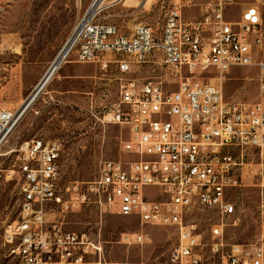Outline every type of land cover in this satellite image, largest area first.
<instances>
[{"label": "built area", "instance_id": "obj_1", "mask_svg": "<svg viewBox=\"0 0 264 264\" xmlns=\"http://www.w3.org/2000/svg\"><path fill=\"white\" fill-rule=\"evenodd\" d=\"M12 1L0 0V26ZM98 1H90L52 64L66 50L64 62L72 57L113 76L118 98L106 111L102 107L101 123L119 122L128 138L121 141L120 158L103 163L94 182L66 188V201L60 143L40 137L22 142L15 150L22 201L16 221L1 236L7 255L20 264H101L102 247L93 234L65 232L48 218L52 207L66 202L72 211L94 205L101 213L135 217L141 226L176 227L167 261L139 264H264L261 166L254 242L228 243L224 236L227 226L241 222L237 191L246 157L264 158V61L255 62L264 39V3L245 6L235 21L230 20L234 0H210L196 19H185L184 6L174 4L161 29L140 23L125 35L100 19L105 8L125 0L95 7ZM254 65L257 104L224 102L221 88L201 79L204 73L223 77ZM135 70L150 75L126 78ZM154 74H164V82H154ZM22 107L0 109V151L25 114ZM196 207L218 215L208 244H202L197 225L186 222ZM145 242L143 233L132 236L134 244Z\"/></svg>", "mask_w": 264, "mask_h": 264}, {"label": "rangeland", "instance_id": "obj_2", "mask_svg": "<svg viewBox=\"0 0 264 264\" xmlns=\"http://www.w3.org/2000/svg\"><path fill=\"white\" fill-rule=\"evenodd\" d=\"M91 0H13L0 26V109L16 110L30 96L57 54L64 47L75 25ZM210 0H153L140 3L125 0L100 13L103 22L116 25L129 35L134 26L148 24L161 29L166 11L174 4L184 6L185 19H196L199 7ZM256 0H234L231 21ZM110 0H106V6ZM264 3V0H262ZM264 61V39L255 54V62ZM71 66L76 79L51 80L25 112L21 121L0 151V264H20L7 255L1 241L3 230L16 221L22 197L19 192V145L33 138L58 141L61 145L60 188L63 194L73 183H90L99 177L103 163L120 158L121 141L126 140L124 126L104 124L102 107L109 109L118 98V82L103 76L98 66L76 63ZM88 75V76H86ZM150 75L135 70L126 76L131 80ZM256 66L233 69L225 76L204 73L201 79L222 90L223 101L259 103ZM264 109V104H263ZM101 113V114H100ZM264 172V158L259 153L246 157L242 188L237 191L242 212L237 227L224 229L226 242L252 244L257 234V208L260 193L257 174ZM66 201L67 196L64 194ZM51 220L65 232L93 234L103 251L101 264H139L166 262L174 247L176 227L141 226L135 217L101 213L94 205L72 211L64 202L49 211ZM218 215L212 210L193 208L186 222L197 225L202 244H208L210 229ZM143 233L149 242L132 243V236ZM127 236L128 240L123 241ZM206 246L202 251H206Z\"/></svg>", "mask_w": 264, "mask_h": 264}, {"label": "bare ground", "instance_id": "obj_3", "mask_svg": "<svg viewBox=\"0 0 264 264\" xmlns=\"http://www.w3.org/2000/svg\"><path fill=\"white\" fill-rule=\"evenodd\" d=\"M105 1H106V0H99V1L97 2V4L95 5V7L103 6L104 3H105ZM142 3H145V2H142ZM65 54H66V50L63 51V52L60 54V56L58 57V59L56 60V62L54 63V65H52V66L50 65L51 68H50V70L48 71V73H47V75H46L44 81L42 82V83H44L43 87H42L41 90L37 93V95H36L35 97L31 96V97L29 98L28 102L31 100V102L29 103V106L31 105V103L34 102V100H35V99L38 97V95L42 92V90L44 89V87L49 83V81L51 80V78L54 76V74H55V72H56L58 66H60V64H61L62 62H64L63 59H64V57H65ZM48 69H49V68H48ZM46 72H47V71H46ZM154 82H164V74H154ZM39 87H40V86H39ZM39 87L36 89V91L39 89ZM36 91H35V92H36ZM35 92H34V93H35ZM23 105H25V104H23ZM29 106L25 109V111L29 108ZM22 108H24V106H23ZM24 113H25V112H24ZM112 124H114V125H119V122H112ZM11 133H12V132H9V133H8V138H9V136L11 135ZM126 240H128V238H127V236H124V237H123V241L125 242ZM125 243H126V242H125Z\"/></svg>", "mask_w": 264, "mask_h": 264}, {"label": "crops", "instance_id": "obj_4", "mask_svg": "<svg viewBox=\"0 0 264 264\" xmlns=\"http://www.w3.org/2000/svg\"><path fill=\"white\" fill-rule=\"evenodd\" d=\"M74 62H72V61H66V62H62L61 64H60V66H58V68H57V70H56V72H55V74H54V76L51 78V80H53V78H57V79H67V78H71V79H76L77 77H79L77 74H74V71H73V69H71V66H69V65H71V64H73ZM51 64H52V62H51ZM51 64H49V65H51ZM50 67V66H49ZM86 76H88V75H86ZM50 80V81H51ZM49 81V82H50ZM47 86V85H46ZM36 100V99H35ZM34 100V101H35ZM25 103V102H24ZM23 103V104H24ZM23 104H21V106L23 105ZM33 103H31V105H32ZM30 105V106H31ZM21 106H19L18 108H20ZM30 106H29V108H30ZM17 108V109H18ZM28 108V109H29ZM27 109V110H28ZM26 110V111H27ZM25 111V112H26Z\"/></svg>", "mask_w": 264, "mask_h": 264}, {"label": "water", "instance_id": "obj_5", "mask_svg": "<svg viewBox=\"0 0 264 264\" xmlns=\"http://www.w3.org/2000/svg\"><path fill=\"white\" fill-rule=\"evenodd\" d=\"M52 65H54V63L52 64ZM51 65V66H52ZM51 66L49 67V69L47 70V72L44 74V76L42 77V79L38 82V84L35 86V88H34V90L32 91V93L30 94V96L28 97V99L25 101V105H23L24 106V108H22V111L24 112L25 111V109L29 106V103L31 102V100L28 102V100H29V98L31 97V96H33V97H35L36 95H37V93L41 90V88L43 87V85H44V83H42L43 81H44V79H45V77H46V75H47V73H48V71L50 70V68H51ZM40 86V87H39ZM39 87V89L36 91V89ZM36 91V92H35ZM35 92V93H34Z\"/></svg>", "mask_w": 264, "mask_h": 264}]
</instances>
